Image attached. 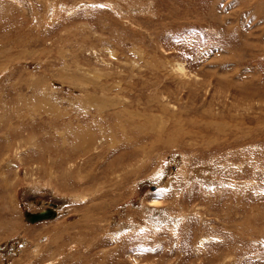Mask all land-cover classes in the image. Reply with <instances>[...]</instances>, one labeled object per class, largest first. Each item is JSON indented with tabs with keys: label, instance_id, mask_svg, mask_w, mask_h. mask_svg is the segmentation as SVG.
<instances>
[{
	"label": "rangeland",
	"instance_id": "1",
	"mask_svg": "<svg viewBox=\"0 0 264 264\" xmlns=\"http://www.w3.org/2000/svg\"><path fill=\"white\" fill-rule=\"evenodd\" d=\"M0 264H264V0H0Z\"/></svg>",
	"mask_w": 264,
	"mask_h": 264
},
{
	"label": "bare ground",
	"instance_id": "2",
	"mask_svg": "<svg viewBox=\"0 0 264 264\" xmlns=\"http://www.w3.org/2000/svg\"><path fill=\"white\" fill-rule=\"evenodd\" d=\"M179 67V68H178ZM176 68H178L177 70L179 71V72H181V73H184L185 72V68L182 66V65H180V64H177V65H175L174 66V68H173V70H175ZM178 73V72H177ZM177 75H179L180 76V74H177ZM185 74H183V76H184ZM104 87V86H103ZM85 94V93H84ZM98 98V97H97ZM99 98H101V97H99ZM93 101H90L89 102V104L91 105V106H93V107H95V109H97L98 111H102V110H104V109H108L109 107H113L115 104L113 103V102H108V101H106V103H105V105L103 104V102H102V100L101 101H94V99L93 98H91ZM89 101V100H88ZM95 102V103H94ZM120 108V107H119ZM115 109H116V107H115ZM120 111V110H119ZM122 111V110H121ZM104 112V111H103ZM126 112H132V111H126ZM122 113V112H121ZM120 113V114H121ZM104 114V113H103ZM131 114V113H130ZM58 115V114H57ZM116 120H119L118 119V114L117 113H112L111 114ZM120 116V115H119ZM72 117V116H71ZM132 120L130 119V120H127V123L129 124V125H131V123L133 122H131ZM125 122V121H124ZM127 124V125H128ZM105 125H107V126H109L110 127V130H112V131H115L116 133H119L120 131H121V127H120V122H118V121H116L115 123H114V125H112V126H110V122L109 123H106ZM123 126V125H122ZM102 128V127H101ZM101 128H100V130H101ZM129 128V127H128ZM130 129V128H129ZM220 129V128H219ZM223 129V128H222ZM130 131V130H129ZM131 132V131H130ZM113 135H114V133H113ZM106 136V135H105ZM88 137V141L89 142H93V140H94V138H91V137H89V136H87ZM251 138V137H250ZM77 146V145H76ZM78 149V148H77ZM231 164V163H230ZM189 166V165H188ZM184 167H186V166H184ZM192 168V167H191ZM182 170H184V169H182ZM202 170V169H201ZM206 171V170H205ZM190 172V171H189ZM188 173V172H187ZM182 174H183V172H182ZM194 174H196V172L194 173ZM208 174V173H207ZM197 175V174H196ZM199 175V174H198ZM202 175V174H201ZM189 177V176H188ZM206 177L207 178H210V175H206ZM201 178H203V176L201 177ZM201 178H199V176H198V179H201ZM190 181V180H189ZM212 183V182H211ZM49 208H52L55 212H56V217H57V215H58V213H57V209H58V206L57 205H55V204H53V203H50L49 205ZM27 213H30V212H27ZM25 215V214H24ZM55 217V218H56ZM54 218V219H55ZM54 219H51V220H54ZM44 221H49V220H41V221H39V222H36L35 224H37V223H40V222H44ZM29 223V222H28ZM31 224V223H30ZM34 224V223H33Z\"/></svg>",
	"mask_w": 264,
	"mask_h": 264
},
{
	"label": "water",
	"instance_id": "3",
	"mask_svg": "<svg viewBox=\"0 0 264 264\" xmlns=\"http://www.w3.org/2000/svg\"><path fill=\"white\" fill-rule=\"evenodd\" d=\"M24 216L28 222L33 224L41 220L53 219L56 216V212L52 208H46L37 213H25Z\"/></svg>",
	"mask_w": 264,
	"mask_h": 264
}]
</instances>
